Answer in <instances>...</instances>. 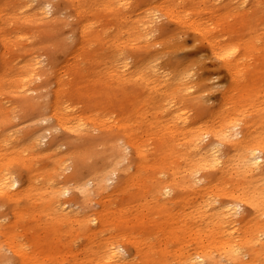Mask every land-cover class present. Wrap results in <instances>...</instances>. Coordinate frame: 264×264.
<instances>
[{
  "label": "bare ground",
  "instance_id": "1",
  "mask_svg": "<svg viewBox=\"0 0 264 264\" xmlns=\"http://www.w3.org/2000/svg\"><path fill=\"white\" fill-rule=\"evenodd\" d=\"M202 1L154 4L179 19ZM147 5L0 0V264H264V120L253 123V89L225 93L209 112L181 72L159 75L143 53L157 18ZM3 25L37 29L39 48L49 40L64 60L51 53L40 70L22 47L10 59ZM255 40L264 31L217 47L234 81L252 76L243 58ZM36 75L52 79L51 99L48 84L31 87ZM129 85L141 91L129 97ZM7 94L19 111L3 105ZM15 111L23 130L9 122Z\"/></svg>",
  "mask_w": 264,
  "mask_h": 264
},
{
  "label": "rangeland",
  "instance_id": "2",
  "mask_svg": "<svg viewBox=\"0 0 264 264\" xmlns=\"http://www.w3.org/2000/svg\"><path fill=\"white\" fill-rule=\"evenodd\" d=\"M143 1H145L146 5L153 2L147 6H153V9L157 10L155 11L157 18L153 26L154 32L148 39L150 45L144 49L143 53L147 56L151 55L155 60V68L159 75L171 76L177 72H181L185 76L187 84L193 86L191 91L202 94L207 106L206 109L209 112L216 111L222 106L225 102V93L230 96H238L248 89H253L249 92V94H253V119L257 118V123L254 121L253 123L259 125L261 119L264 120V109L259 111L260 108L264 107L261 104L264 100V68L262 66L264 43L255 40L253 50L243 58L246 62V68L252 74L250 77V79L252 78L251 81L250 79H245L244 72L238 73L237 79L234 81L231 77V72L224 65L223 57L226 55L222 53L218 54L217 47H220V45L229 47L231 42L241 44L247 39L248 33L253 30H256L257 33L263 32L264 0H233L229 3L228 9L225 12L223 8L228 0H204L199 4V7H193V11L188 12L187 10L179 19L162 14L158 10L157 4H154L158 0ZM182 5H184L183 2ZM103 14L104 12H99V15ZM1 28L6 29L7 26L3 25ZM69 29L70 25L62 29L64 35H69ZM7 30V36L13 45V49L9 54L10 59L17 56L20 52V47H22L21 51L29 54V58H33L34 61L35 59L41 61L40 70H43V67L44 69L50 67L48 56L51 53L55 55L58 61L64 60L65 53L63 50L49 40H45L47 42H45L47 44L45 48H39L35 43L38 41L37 29L25 27L14 30L13 25H10ZM240 48L236 49L239 51ZM131 49L126 50L125 53L129 57H134L135 52ZM131 60L129 58V61ZM15 62H17V59L11 63ZM12 75L10 74L9 77ZM253 80H255V85L251 87L250 83ZM43 83L48 84L49 87L43 89L41 92L51 99V87H54V85L52 79L47 75H36L31 83V87L37 88ZM258 85H261L259 86L260 89L257 88ZM233 87L235 90L231 91ZM126 88L124 91L126 90V95L129 97L141 91L139 85H129ZM29 94L32 97H36L38 92L31 89ZM2 95L6 96L0 93V99ZM7 95L8 100H3V105L7 108L14 106L17 109L15 99H13L12 95ZM120 104L121 97L118 98L117 104L112 108L114 117H117L119 113L117 106ZM10 116L9 122L18 131L19 127L22 130L25 128L21 123L19 113L16 114L15 111L10 113ZM46 147L43 144L38 147L37 151L44 153ZM65 164L69 166L70 162L66 161ZM13 169L15 171L19 170L18 167H13ZM71 170L69 167L65 169L64 173H70ZM0 211L4 212L6 208L2 207Z\"/></svg>",
  "mask_w": 264,
  "mask_h": 264
}]
</instances>
